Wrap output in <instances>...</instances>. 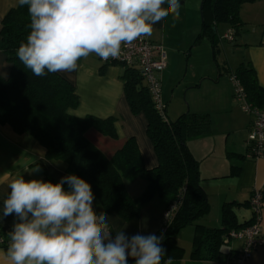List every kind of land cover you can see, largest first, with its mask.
I'll return each instance as SVG.
<instances>
[{
	"label": "crops",
	"instance_id": "0c3cea01",
	"mask_svg": "<svg viewBox=\"0 0 264 264\" xmlns=\"http://www.w3.org/2000/svg\"><path fill=\"white\" fill-rule=\"evenodd\" d=\"M187 1L179 0L178 18L169 15L153 25V33L147 37L161 44L166 54L167 65L160 72L159 78L167 118L174 119L186 111L208 113L210 116V133L187 141L191 155L198 161L200 185L207 195L210 209L205 215L179 230L176 241L183 248L180 264H234L229 254L220 261L190 258L194 227L195 224L221 227V207L226 202L233 203L231 207L236 223L250 220L252 212L248 200L251 192L264 188V155L258 158L247 156L246 138L251 115L239 110L233 98L229 76L227 73L221 76L219 61L217 57V63L214 61L211 48L210 57L217 72L203 76L192 71L190 78L181 88L185 92L186 106L182 101L175 100L171 89L167 93L168 88L177 82L179 67L185 63V72L190 67V58L194 51L192 49L196 46L192 45V42L200 28V22L191 13ZM16 6L18 0H0V27L3 16ZM239 17L242 24L234 32L232 41L224 40L225 43L230 42L226 46L221 37L231 27L224 24L220 31L219 25L217 26L219 49L225 53L223 68L225 71L228 69L234 72L239 65L249 64L254 70L258 85L264 88V0L242 4ZM78 65V68L70 73L56 72L73 84L78 96V105L69 109V113L77 117L93 115L100 118H116V138L102 135L93 128L85 132L86 138L106 157H110L127 138L133 137L145 168L155 167L157 157L146 135V118L142 113L133 114L125 98L122 79L125 66L117 63L105 64L94 53L87 58H81ZM9 72L10 65L0 50V75L7 77ZM179 83L174 85L173 91ZM204 83H210L207 85L211 95L188 99V94L191 91H199ZM37 166L40 171H33ZM232 166H239L236 173L232 172ZM18 174L23 175L25 180L41 179L52 183L60 182L63 177L69 175L65 171L64 163L45 157V148L30 134L17 133L10 125L0 123V226L6 232L7 240H10L9 233L13 230L14 223L19 221L14 214L4 216L3 200L9 193L8 184ZM145 186L146 181L141 178L126 182V189L132 197L138 196ZM64 188L68 190V185L65 184ZM93 207L97 214L104 212L95 198ZM166 207L167 203L155 196L141 208L138 216L130 220H123L115 213L106 214L113 234L122 230L128 237L137 233L149 235L160 229ZM260 228L264 233V219ZM226 236V233L222 236L220 249L225 253L231 251L235 254L241 247V242L226 240ZM6 249L7 247L0 246V250ZM242 264H264V246L254 248L250 257Z\"/></svg>",
	"mask_w": 264,
	"mask_h": 264
},
{
	"label": "trees",
	"instance_id": "16d2710c",
	"mask_svg": "<svg viewBox=\"0 0 264 264\" xmlns=\"http://www.w3.org/2000/svg\"><path fill=\"white\" fill-rule=\"evenodd\" d=\"M257 0H201L199 32L192 45L207 41L214 61L219 52L217 26L225 24L234 32L242 21L239 9L244 3ZM30 16L27 6L8 10L1 19L0 50L10 65L7 77L0 75V123H6L17 133H28L45 148L48 160L61 161L65 171L90 183L94 198L102 210L115 213L123 220L138 216L141 208L153 197L163 199L167 206L181 193L170 221L155 234H163L162 247L173 264H180L183 248L177 244L180 229L205 215L210 205L200 185L198 161L191 155L187 141L210 133L208 113L183 112L174 119L163 120L154 109L149 93L136 68L125 67L122 73L123 90L133 114L142 113L146 118V135L157 157V165L145 168L137 143L127 138L110 157H106L85 136L93 128L102 135L116 138L115 116L100 118L93 115L77 117L69 109L78 105L74 86L58 73L46 71L36 76L24 66L16 55L22 42H26ZM242 84L247 101L264 107V88L258 85L253 68L239 65L234 72L226 69ZM239 166H232L236 173ZM136 178L146 181L144 190L135 197L129 195L126 182ZM54 183H58L54 181ZM264 202V188H261ZM233 203L221 207V227L195 224L190 258L220 261L229 254L223 252L222 236L231 229L248 225L252 221L236 223ZM264 207V205H262ZM264 212V209H262ZM128 264L135 261L128 258Z\"/></svg>",
	"mask_w": 264,
	"mask_h": 264
},
{
	"label": "clouds",
	"instance_id": "9594fccd",
	"mask_svg": "<svg viewBox=\"0 0 264 264\" xmlns=\"http://www.w3.org/2000/svg\"><path fill=\"white\" fill-rule=\"evenodd\" d=\"M30 32L16 55L36 76L73 72L81 58H119L122 46L150 37L153 25L179 17V0H18ZM167 5V7H164ZM33 171L39 172V166ZM68 185L65 190L64 185ZM4 216L15 215L2 264H173L163 234H113L97 214L89 182L74 174L52 183L17 175L8 184Z\"/></svg>",
	"mask_w": 264,
	"mask_h": 264
},
{
	"label": "built area",
	"instance_id": "2783aa9c",
	"mask_svg": "<svg viewBox=\"0 0 264 264\" xmlns=\"http://www.w3.org/2000/svg\"><path fill=\"white\" fill-rule=\"evenodd\" d=\"M233 36L234 30L229 28L221 39L232 41ZM98 59L105 64L117 63L125 67L136 68L146 86L154 109L163 120H167L159 78L160 72L167 65V60L161 44L153 42L147 37H142L130 45L122 46L119 58L104 60L98 57ZM229 80L233 87V97L238 101L240 110L251 115L246 138L247 156L258 158L264 155V107L254 106L247 101L244 88L234 74L229 75ZM261 196L260 189L252 190L248 200L252 212L251 223L237 229H231L225 238L226 240L234 239L241 242V247L231 259L234 264H242L250 257L254 248L264 246V233L260 228L261 221L264 219V212H262L264 202H262ZM180 199L181 193L166 207L160 229H163L170 221ZM5 233V230L0 226V246L8 247L10 240L5 238ZM128 258L133 259L132 257Z\"/></svg>",
	"mask_w": 264,
	"mask_h": 264
},
{
	"label": "rangeland",
	"instance_id": "374dc122",
	"mask_svg": "<svg viewBox=\"0 0 264 264\" xmlns=\"http://www.w3.org/2000/svg\"><path fill=\"white\" fill-rule=\"evenodd\" d=\"M187 6L188 8L192 11L191 13H193V15L195 16L196 20L198 19V22H201V14H200V4H201V0H188L187 1ZM224 24L219 25V29L220 31L224 28V26H222ZM222 42H224L223 44L228 45L230 42L225 43V41L223 40ZM193 53H192V57L190 58L191 63H189V68L186 71V64L183 63L181 65V67H179V70H177V74L178 77L177 82H174L171 86V88H168L167 93L172 92V96L175 98V100H177L178 102H181L186 106L187 101L185 99V92L182 88L183 84L186 83V80L190 78V75L192 73V71H195V73H199V75H210V73H214L217 72L216 70V66L214 64V62L211 60L210 57V47L207 41L203 40L201 43H199L198 45H196L194 47ZM217 59L219 61V65H220V69H221V76H225L226 71L224 70L223 66V61L225 60V53L224 51L220 48L219 52L217 53ZM193 65V66H192ZM216 75V74H215ZM179 81H181L179 83ZM180 84L178 86H176V88L173 91L174 85ZM210 83H204L199 91H191L188 94V99H190L191 97H197L199 95H204L209 97V95H211V91L209 89V85ZM162 88V86H161ZM234 98V97H233ZM235 103L237 104L238 108H239V103L238 101L234 98ZM240 110V109H239Z\"/></svg>",
	"mask_w": 264,
	"mask_h": 264
},
{
	"label": "water",
	"instance_id": "95a60500",
	"mask_svg": "<svg viewBox=\"0 0 264 264\" xmlns=\"http://www.w3.org/2000/svg\"><path fill=\"white\" fill-rule=\"evenodd\" d=\"M200 7H201V4H200Z\"/></svg>",
	"mask_w": 264,
	"mask_h": 264
}]
</instances>
